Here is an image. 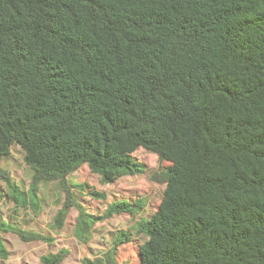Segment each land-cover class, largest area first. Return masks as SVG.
Returning <instances> with one entry per match:
<instances>
[{"label": "trees", "instance_id": "1", "mask_svg": "<svg viewBox=\"0 0 264 264\" xmlns=\"http://www.w3.org/2000/svg\"><path fill=\"white\" fill-rule=\"evenodd\" d=\"M13 145L34 172L30 201L59 180L56 221L76 205L83 236L141 200L91 215L67 175L84 164L106 183L142 173L143 147L169 165L153 175L166 187L142 222L140 264H264V0H0V180L18 199L1 164ZM9 229L52 239L2 222L1 253ZM129 238L84 264H120Z\"/></svg>", "mask_w": 264, "mask_h": 264}, {"label": "rangeland", "instance_id": "2", "mask_svg": "<svg viewBox=\"0 0 264 264\" xmlns=\"http://www.w3.org/2000/svg\"><path fill=\"white\" fill-rule=\"evenodd\" d=\"M133 156L143 162L145 171L122 176L111 183L103 182L101 176L91 172L87 164L67 175V185L74 202L81 204L91 215L105 216L109 205L114 201L141 200V209L132 213L114 212L104 219H97L83 236L77 227L80 210L76 205L71 206L62 225L56 221L67 197L59 180L39 183L36 198L30 201L29 191L34 172L25 162L22 148L13 145L10 155L4 157L1 164L19 187L21 195L15 199L7 182L0 180V223L52 239H23L12 229L1 230L7 252H0V264H42L43 254L56 252L63 247L68 248L70 253L61 264H84L83 259L86 257L103 256L122 232H128L130 238L118 246V262L140 264L139 248L148 239L141 229L142 222L157 211L166 187L165 183L155 180L153 175L169 163L161 161L157 154L143 147L137 149ZM23 197L28 199L26 204L22 203Z\"/></svg>", "mask_w": 264, "mask_h": 264}]
</instances>
